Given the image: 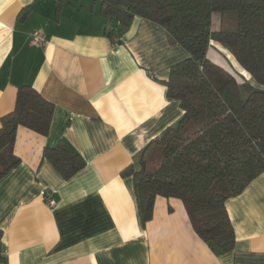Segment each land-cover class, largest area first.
<instances>
[{"label":"crops","instance_id":"1","mask_svg":"<svg viewBox=\"0 0 264 264\" xmlns=\"http://www.w3.org/2000/svg\"><path fill=\"white\" fill-rule=\"evenodd\" d=\"M101 4L0 0V127L21 86L55 106L48 136L17 132L21 163L0 181V264H264V173L226 203L236 233L229 253L196 234L180 200L157 197L143 224L134 180L122 173L150 146L149 166H158L151 144L184 114L167 82L188 53L141 17L122 32ZM220 20L215 14L213 30ZM35 31L46 46L32 43ZM208 59L240 85L251 81L222 44L212 42ZM61 143L85 163L70 179L43 156Z\"/></svg>","mask_w":264,"mask_h":264},{"label":"trees","instance_id":"2","mask_svg":"<svg viewBox=\"0 0 264 264\" xmlns=\"http://www.w3.org/2000/svg\"><path fill=\"white\" fill-rule=\"evenodd\" d=\"M100 13L106 22L117 21L122 32L134 17L159 24L188 53L172 67L167 82L168 98L178 101L184 114L151 144L158 166L150 169V146L138 166L122 173L134 180L143 224L152 219L157 197L177 199L196 234L215 253L231 252L236 233L226 203L264 173V91L244 97L251 81L264 86V0H102ZM215 14L221 16L217 30ZM212 42L225 46L239 74L251 81L240 85L225 71V77L208 76L210 68H219L208 59ZM239 74L234 75L241 80ZM54 112L55 106L32 86L18 88L14 111L1 119L0 181L21 163L14 154L19 128L48 136ZM43 156L66 179L85 167L65 143L45 149Z\"/></svg>","mask_w":264,"mask_h":264},{"label":"rangeland","instance_id":"3","mask_svg":"<svg viewBox=\"0 0 264 264\" xmlns=\"http://www.w3.org/2000/svg\"><path fill=\"white\" fill-rule=\"evenodd\" d=\"M235 60V59H234ZM236 62V61H235ZM236 64H237V62H236ZM236 68V67H235ZM209 70H211L210 72L208 71L207 72V75L208 76H210V74H214V75H218L219 77H220V75L219 74H222V76H224L225 77V73H224V69L223 68H221L220 67V69L219 68H215V67H212V68H210ZM238 70V69H237ZM239 70H241V69H239ZM226 72V71H225ZM224 73V74H223ZM234 74H236V73H234ZM214 84L215 85H217L216 84V82H214ZM255 91H264V86H261V85H259L258 83H256L254 80L253 81H251L249 84H248V87L244 90V97H246V96H248V94L250 93V92H255ZM158 157V156H157ZM154 160H156V157H155V159ZM156 168V164H154V165H151L150 166V169H155Z\"/></svg>","mask_w":264,"mask_h":264},{"label":"built area","instance_id":"4","mask_svg":"<svg viewBox=\"0 0 264 264\" xmlns=\"http://www.w3.org/2000/svg\"><path fill=\"white\" fill-rule=\"evenodd\" d=\"M32 43H33L34 45L44 47V46H46L47 40H46L45 35H44L42 32H40V31H35V32L32 34ZM45 199H46L47 204H48L50 207L55 206L56 203H55V201L52 199V196H51L50 193H46V194H45Z\"/></svg>","mask_w":264,"mask_h":264}]
</instances>
